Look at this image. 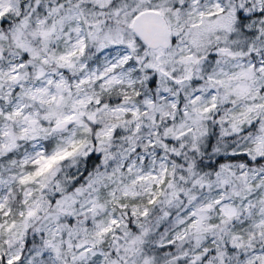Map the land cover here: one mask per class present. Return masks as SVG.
Here are the masks:
<instances>
[{
	"label": "snow or ice",
	"instance_id": "1",
	"mask_svg": "<svg viewBox=\"0 0 264 264\" xmlns=\"http://www.w3.org/2000/svg\"><path fill=\"white\" fill-rule=\"evenodd\" d=\"M0 264H264V0H0Z\"/></svg>",
	"mask_w": 264,
	"mask_h": 264
}]
</instances>
